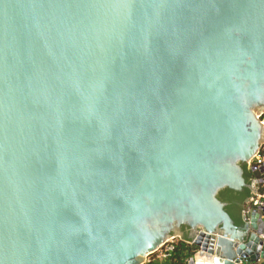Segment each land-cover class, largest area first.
I'll return each mask as SVG.
<instances>
[{
    "label": "water",
    "instance_id": "1",
    "mask_svg": "<svg viewBox=\"0 0 264 264\" xmlns=\"http://www.w3.org/2000/svg\"><path fill=\"white\" fill-rule=\"evenodd\" d=\"M263 114L264 0H0V264L264 259Z\"/></svg>",
    "mask_w": 264,
    "mask_h": 264
},
{
    "label": "trees",
    "instance_id": "2",
    "mask_svg": "<svg viewBox=\"0 0 264 264\" xmlns=\"http://www.w3.org/2000/svg\"><path fill=\"white\" fill-rule=\"evenodd\" d=\"M243 178L247 184H250L253 179H264V174H260L258 171H252L246 164L242 165ZM258 192H264V183L258 188ZM252 196L250 188H244L240 192L233 191L228 188L220 190L217 194V198L226 203L225 211L234 221L237 226H242V211L245 207L246 201ZM188 241V240H187ZM186 240L176 239L170 243L171 249L167 251L168 257L166 261L170 264H187V260L193 254L195 247L188 244ZM167 246V245H166ZM164 246L161 248L164 251ZM160 249V250H161ZM155 253L147 257L145 264H157L151 262V258Z\"/></svg>",
    "mask_w": 264,
    "mask_h": 264
},
{
    "label": "built area",
    "instance_id": "3",
    "mask_svg": "<svg viewBox=\"0 0 264 264\" xmlns=\"http://www.w3.org/2000/svg\"><path fill=\"white\" fill-rule=\"evenodd\" d=\"M264 164V145L263 147L260 149V151L248 162L247 167L251 168L252 166L256 165V166H261ZM253 183H257L259 182L258 179H253L252 180ZM255 194V195H254ZM252 197L248 200V204L246 209H244V212H248V210L253 206H264V193H257L255 192ZM254 196V197H253ZM167 245V246H166ZM164 251H162L161 253V258H162V262L160 264H170L166 261L167 257L169 256L167 251H169L171 249L170 243H166L164 245ZM160 250V249H159ZM164 260V261H163ZM147 261V260H146ZM256 262H262V264H264V259L260 258L256 261ZM145 264V263H144Z\"/></svg>",
    "mask_w": 264,
    "mask_h": 264
},
{
    "label": "crops",
    "instance_id": "4",
    "mask_svg": "<svg viewBox=\"0 0 264 264\" xmlns=\"http://www.w3.org/2000/svg\"><path fill=\"white\" fill-rule=\"evenodd\" d=\"M264 182H262V183H260L259 184V186L261 185V184H263ZM259 186L257 187V188H254L253 189V191H255V192H257V193H260V192H258V188H259ZM255 192H252V195L255 193ZM264 193V192H263ZM255 195V194H254ZM252 197V196H251ZM250 197V198H251ZM254 197V196H253ZM249 198V199H250ZM248 199V200H249ZM248 200L246 201V205L248 204ZM262 216V219L264 220V213L261 215ZM176 239H181V238H179V236H176L175 237V240ZM183 240H186V239H183ZM187 241V240H186ZM171 242H172V240H171ZM162 249L161 250H158L157 252H155V254L153 255V257L151 258V262H153V263H157V264H160L161 262H162V258L160 257L161 256V253H162ZM164 261V260H163ZM239 264H262V262H253V263H249V262H241V263H239Z\"/></svg>",
    "mask_w": 264,
    "mask_h": 264
},
{
    "label": "rangeland",
    "instance_id": "5",
    "mask_svg": "<svg viewBox=\"0 0 264 264\" xmlns=\"http://www.w3.org/2000/svg\"><path fill=\"white\" fill-rule=\"evenodd\" d=\"M264 118V114L262 115V119ZM172 241H174L175 240V238L174 239H171ZM171 240L169 241V243H171Z\"/></svg>",
    "mask_w": 264,
    "mask_h": 264
}]
</instances>
